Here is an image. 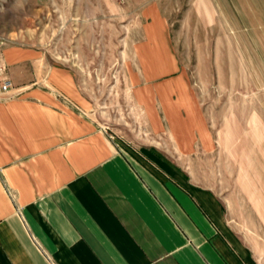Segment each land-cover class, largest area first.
Here are the masks:
<instances>
[{"label":"crops","instance_id":"crops-1","mask_svg":"<svg viewBox=\"0 0 264 264\" xmlns=\"http://www.w3.org/2000/svg\"><path fill=\"white\" fill-rule=\"evenodd\" d=\"M191 4L199 27L246 28L235 44H264V0ZM141 15L127 66L133 97L154 135L168 131L180 155L218 171V190L177 148L105 129L96 89L78 87L43 50L4 43L14 87L0 95V264H264V127L250 118L215 130L193 98L179 117L172 96L190 86L168 17L155 3ZM212 155L217 164H206Z\"/></svg>","mask_w":264,"mask_h":264},{"label":"rangeland","instance_id":"rangeland-1","mask_svg":"<svg viewBox=\"0 0 264 264\" xmlns=\"http://www.w3.org/2000/svg\"><path fill=\"white\" fill-rule=\"evenodd\" d=\"M154 3L168 17L172 46L190 86L183 91L179 88L177 96H172L181 106L178 116L186 119V103L193 98L211 117L215 130L230 121L245 124L250 118L264 127V44H235L239 35L248 32L246 28L216 23L206 29L199 27L191 17V0H0V36L5 43L16 41L43 50L49 64L75 74L78 87L96 89L97 118L109 132L119 131L143 147L156 143L177 148L178 159L193 165V177L217 191L218 171L201 170V155H180V141L179 148L175 147L168 131L154 135L144 109L133 97L127 73L134 54L132 39L144 23L141 12ZM261 31L264 29H257L260 36ZM251 48L263 53L261 59L251 60ZM170 79H163V84ZM207 161L216 165L217 156ZM229 174L232 176L226 173V180Z\"/></svg>","mask_w":264,"mask_h":264},{"label":"built area","instance_id":"built-area-1","mask_svg":"<svg viewBox=\"0 0 264 264\" xmlns=\"http://www.w3.org/2000/svg\"><path fill=\"white\" fill-rule=\"evenodd\" d=\"M4 43L5 38L0 36V49L3 47ZM13 86V82L6 72V64L0 58V95L10 93Z\"/></svg>","mask_w":264,"mask_h":264}]
</instances>
